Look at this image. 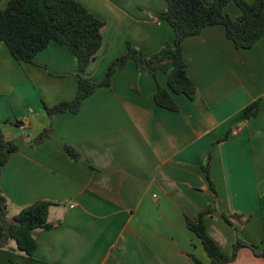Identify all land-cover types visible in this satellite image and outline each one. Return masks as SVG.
Instances as JSON below:
<instances>
[{"label":"crops","instance_id":"1","mask_svg":"<svg viewBox=\"0 0 264 264\" xmlns=\"http://www.w3.org/2000/svg\"><path fill=\"white\" fill-rule=\"evenodd\" d=\"M9 1L0 0V10ZM74 1L103 22L101 47L85 72L92 82L102 81L128 44L151 55L174 41L170 26L156 18L165 0ZM224 13L235 20L240 9L230 3ZM181 48L197 96L174 95L178 112L154 102L168 75L155 79L130 60L77 114L50 117L47 109L76 95V60L52 42L32 64L18 63L0 42V126L18 143L0 176L8 218L37 200L54 203V227L38 234L33 257L0 249V264H194L190 256L210 264L186 217L197 219L211 204L239 229L204 218L224 254L238 238L264 246V35L237 49L224 27L210 26ZM253 102L259 112L246 119ZM49 127L51 136L33 144ZM65 145L78 151V161ZM209 156L213 188L202 169ZM228 264L264 259L242 248Z\"/></svg>","mask_w":264,"mask_h":264},{"label":"trees","instance_id":"2","mask_svg":"<svg viewBox=\"0 0 264 264\" xmlns=\"http://www.w3.org/2000/svg\"><path fill=\"white\" fill-rule=\"evenodd\" d=\"M234 3L240 15L231 19L224 8ZM166 9L156 18L165 21L174 32V41L166 43L158 52L147 55L127 45L125 55L111 61L102 81L95 83L85 76L88 65L95 59L101 47L103 22L93 17L74 0H10L0 10V42L8 48L18 63L32 64L35 56L55 42L65 47L77 62V91L70 102H62L47 109L48 116L80 111L82 102L100 88H109L114 74L132 60L140 72H148L153 78L167 74V87L157 85L155 104L163 109L178 112L174 95H184L194 100L197 90L187 74V64L182 54V42L198 36L210 26H222L226 37L237 49H250L264 35V0L246 3L243 0H212L207 6L202 0H165ZM259 102L245 107L246 119L257 116ZM52 128L44 129L34 140L38 145L51 136ZM66 153L75 161L80 154L71 146H64ZM18 152V143L5 138L0 126V176L2 168L10 157ZM210 161L202 167L213 188L210 178ZM53 202L37 200L21 208L17 215L8 218L7 199L0 189V249L16 252L25 258H32L37 249L38 234L54 227L48 221ZM217 217L234 226L231 216L218 213L211 204L195 220L186 217L187 228L200 240L210 264H228L234 261L242 248H249L255 257L264 259V246L249 245L237 239L230 255L224 254L208 235L204 218ZM14 243L15 247H10ZM194 264H203L193 256Z\"/></svg>","mask_w":264,"mask_h":264},{"label":"rangeland","instance_id":"3","mask_svg":"<svg viewBox=\"0 0 264 264\" xmlns=\"http://www.w3.org/2000/svg\"><path fill=\"white\" fill-rule=\"evenodd\" d=\"M237 223L239 224V221L237 220ZM236 230L239 231V229L237 228V226H234ZM10 245L14 248L15 247V244L14 243H10Z\"/></svg>","mask_w":264,"mask_h":264},{"label":"built area","instance_id":"4","mask_svg":"<svg viewBox=\"0 0 264 264\" xmlns=\"http://www.w3.org/2000/svg\"><path fill=\"white\" fill-rule=\"evenodd\" d=\"M71 207H73V206H71Z\"/></svg>","mask_w":264,"mask_h":264}]
</instances>
